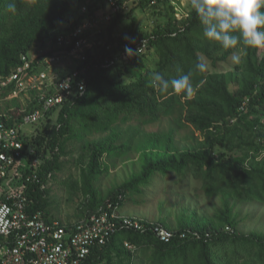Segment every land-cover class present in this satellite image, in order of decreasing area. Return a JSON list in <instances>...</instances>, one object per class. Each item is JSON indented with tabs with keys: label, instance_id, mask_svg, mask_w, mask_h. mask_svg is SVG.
Instances as JSON below:
<instances>
[{
	"label": "trees",
	"instance_id": "obj_1",
	"mask_svg": "<svg viewBox=\"0 0 264 264\" xmlns=\"http://www.w3.org/2000/svg\"><path fill=\"white\" fill-rule=\"evenodd\" d=\"M132 1L137 5L127 10L130 0H14L13 13L8 10L13 0H0V84L26 60L31 74L47 70L46 57H63L75 48V40L88 38L90 32L83 30L71 44H60V37L72 36L87 23L97 22L101 28L94 44L84 48L85 59L78 58L73 67L85 79L86 89L50 110L40 125L35 124L36 134L26 131L22 136L26 162L39 161V181L27 183L32 211L56 219L50 215L51 189L43 185L63 170V158L73 152L75 139L82 141L77 160L81 184L65 183L87 197L85 216L108 203L119 209L155 177L173 173L180 180L194 177L208 197L221 196L223 204L211 216L181 214L175 227L166 219L138 218L141 228L119 223L82 264H264V233L240 231L236 210L239 202L264 203V47L238 44L224 50L203 38L191 7L187 12L182 8L184 16L179 18L172 0ZM73 8L77 13L71 16ZM137 9L153 11L152 28L137 26ZM127 19L130 26L119 32ZM65 20L68 25L62 27ZM45 47L51 49L31 60L32 53ZM239 52L241 62L232 70L217 69ZM198 60L206 64L203 72L194 67ZM177 68L179 74L191 72L190 98L173 94L171 88L161 94L151 86L153 73L175 78ZM14 88L13 83L0 91V101ZM38 98L35 93L32 105L23 108L16 100L12 108L0 104V116L11 114L9 124L16 125L39 107ZM163 120L172 122L167 130L145 129ZM186 127L193 129L181 144L176 131ZM132 151L140 153L139 171L103 193L95 183L110 161ZM159 227L171 232L169 240L160 238Z\"/></svg>",
	"mask_w": 264,
	"mask_h": 264
},
{
	"label": "built area",
	"instance_id": "obj_2",
	"mask_svg": "<svg viewBox=\"0 0 264 264\" xmlns=\"http://www.w3.org/2000/svg\"><path fill=\"white\" fill-rule=\"evenodd\" d=\"M119 7H114V11ZM96 24L97 22L87 23L72 36L60 37V44L73 43V39L81 35L87 26ZM86 45L88 38L80 37L75 40V48L71 52L80 51ZM23 58L26 60L25 56ZM81 59H85L84 53ZM60 60L59 55L45 58L48 66ZM30 65V61L26 60L23 66L0 84V91L15 84L10 95L27 88L44 91L43 95L39 94V107L26 113L18 124H9L11 114L3 113V117L0 116V264H82L93 248L106 243L120 224L135 228H141L142 224L138 218L123 216L117 205L112 207V203H108L107 208L102 207L88 214L71 228L58 220L48 219L41 210L32 211L33 201L27 194V183L39 181V176L35 160H25L27 158L22 136L27 131L26 126L42 121L50 110L60 106L72 95L83 92L86 81L79 76L78 70H72L65 77L51 74L48 70L31 74ZM65 83L69 87H61ZM23 161V168L19 170ZM16 182L21 183V187H2V184ZM158 233L163 240H169L172 235L164 227H159Z\"/></svg>",
	"mask_w": 264,
	"mask_h": 264
},
{
	"label": "rangeland",
	"instance_id": "obj_3",
	"mask_svg": "<svg viewBox=\"0 0 264 264\" xmlns=\"http://www.w3.org/2000/svg\"><path fill=\"white\" fill-rule=\"evenodd\" d=\"M172 3L177 6L178 12H176V15H178L179 18L184 16V14H182V8H184V12H187L188 8L191 7L190 0H172ZM136 5L137 3L130 0L126 9L130 10ZM76 13V9L73 8L70 14L74 16ZM135 15L138 17L137 26H140L142 30H149L153 27L155 15L151 9H147L146 11L137 9ZM130 23V19L122 23L118 29L119 32L125 28L127 29ZM67 25L68 21L65 20L62 22V27H66ZM85 30L90 32L88 45L81 48L80 51H73L63 55V57L61 56L59 62L52 66H48L47 70L51 74H58L60 77L68 75L74 69L75 61L78 60V58L81 59V55L85 50L84 48L94 44L101 28L94 25L87 26ZM50 49L51 47H45L37 51L38 53H32L30 57L31 60L45 54ZM234 55L238 56L240 58L239 62H241L242 54L239 52L231 55L227 61L219 63L217 69L225 72L232 70L234 65L239 63L233 59ZM35 93L37 95H43L44 91L43 89L27 88L22 92L10 95L5 101H0V104H2L1 107L2 109H5L7 106H9L8 108H12L15 103L22 108L26 106L29 107L35 100ZM14 100H16V102ZM55 118H53V120H55ZM40 122L36 124L38 125ZM170 124H172V122L169 120H163L161 122L149 124L145 126V129L148 131L167 130ZM37 125H27V133L30 135H32V133L36 134ZM192 129L193 128L186 127L176 131L177 140L181 144H183V142L186 143V137L191 134ZM196 134L199 133L196 132ZM72 141L70 148H73V152L71 155L63 158L66 161L63 170L57 173L56 177L48 180V182L43 185L51 189L50 197L52 206H50V215L56 217L58 221L65 225H74L86 218L84 209L87 197L78 189L71 190L65 183L66 181L73 180L79 181L81 184V169L77 160L81 153L79 147L82 141L75 139ZM35 162L39 165L37 159ZM23 163L24 161L21 163L19 170L23 168ZM110 163L111 165L108 171L103 173L100 179L95 183L105 194L110 189L126 180L133 172L139 171L140 153L132 151L128 155L114 160V162L110 161ZM15 180L16 179H14V181ZM14 186L21 187V183L2 184V187L5 189H10ZM222 206L221 196L208 197L197 179L188 177L184 178V180H180V177L173 173L164 178L161 176L155 177L152 185L145 187L143 193L136 194L133 198H128L124 205L119 208V212L123 216L144 218L153 222H160L161 219H166L175 227L178 224V218L181 214L189 215L191 212H197L198 215L211 216ZM236 210L240 212L239 218L242 220L238 226L240 231L245 233L252 231L264 233V203L262 204L259 201L252 203L239 202L236 204Z\"/></svg>",
	"mask_w": 264,
	"mask_h": 264
},
{
	"label": "clouds",
	"instance_id": "obj_4",
	"mask_svg": "<svg viewBox=\"0 0 264 264\" xmlns=\"http://www.w3.org/2000/svg\"><path fill=\"white\" fill-rule=\"evenodd\" d=\"M190 6L202 26L203 38L209 42H216L224 50L238 44L245 48L264 47V0H190ZM8 10L16 11L14 0L8 4ZM125 50L132 52L130 48ZM233 59L239 62L240 58L234 55ZM194 67L203 72L206 64L198 60ZM180 72L177 68L175 78H166L160 72L153 73L151 86L161 94H167L171 88L173 94H184L190 98L194 94L191 72ZM61 87H69V84Z\"/></svg>",
	"mask_w": 264,
	"mask_h": 264
}]
</instances>
